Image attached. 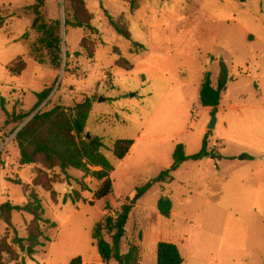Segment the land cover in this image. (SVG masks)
I'll return each mask as SVG.
<instances>
[{
  "label": "rangeland",
  "instance_id": "1",
  "mask_svg": "<svg viewBox=\"0 0 264 264\" xmlns=\"http://www.w3.org/2000/svg\"><path fill=\"white\" fill-rule=\"evenodd\" d=\"M36 3L0 0V204H26L27 187L55 227L46 224L48 241L31 260L16 239L27 237L33 217L13 212L7 224L0 215V264L76 258L105 264L92 233L123 204L132 211L122 252L128 243L139 245L141 264H157L159 242L176 244L183 264H264V0H85L95 30L63 25L60 70L50 65L32 27ZM65 7L66 0H43L41 12L64 24ZM108 15L127 28L129 40ZM206 72L213 86L226 79L215 114L199 100ZM48 88L39 110L91 100L85 131L104 139L115 168L109 197L94 200L101 182L91 175L69 169L65 176L41 161L20 164L10 134L24 124L6 125L2 102L9 114L26 113ZM206 135L208 157L183 163L168 184L154 181L171 167L178 144L194 155ZM121 139L134 144L118 160L111 149ZM38 182H53L55 196ZM74 192L82 197L78 203L70 198ZM161 197L172 201L169 218L158 212Z\"/></svg>",
  "mask_w": 264,
  "mask_h": 264
},
{
  "label": "trees",
  "instance_id": "2",
  "mask_svg": "<svg viewBox=\"0 0 264 264\" xmlns=\"http://www.w3.org/2000/svg\"><path fill=\"white\" fill-rule=\"evenodd\" d=\"M36 2L35 5L30 7L35 14L32 27L40 34L39 44L46 52L50 65L56 70H60L63 64V25L65 28H83L93 31L95 28L91 25V16L86 10L85 0H66L65 21L62 24L60 20H50L42 14L43 0H36ZM108 20L119 35L128 40L130 39V32L121 22L114 21L109 15ZM1 24L2 18L0 17ZM67 57H69V54H67ZM44 61V57L39 58L40 63ZM225 87V78L222 77L218 80L217 86L214 87L211 74L206 72L199 92L201 106L212 109V113L215 114L221 103ZM51 92L52 88H48L37 93L35 106L29 112L18 115L9 114L2 102V109L6 114L5 124H24L17 128L16 132L10 134V136L15 134L13 141H15L19 150L20 164L31 166L41 161L49 170L59 169L65 176L69 169L80 171L86 176L91 175L101 182L94 193V200L109 197L113 193V181L110 175L115 168L104 153V150H107L104 139L99 136L88 139L85 131L92 109L91 100L86 99L68 109L61 105H55L48 110H39V107L49 98ZM32 114L34 115L25 122ZM207 140L208 135L204 138L201 151L194 155H187L184 144H178L173 152L171 167L162 171L154 181L168 184L173 181V173L183 163L208 157ZM133 144V140H117L111 151L118 160H123ZM91 167L100 170L92 171ZM15 184L22 186L21 181H16ZM52 184L53 182H38L36 186H42L46 191L51 192L52 196H55ZM80 184L83 191L88 190L84 182L81 181ZM22 190L27 195V203L22 206L13 205L9 201L0 204V215L7 224L11 222L13 212H23L33 217L32 222L27 226V237L16 239V244L22 252H26L29 259L34 260L38 248L45 246L43 239L48 241L45 236L46 224H50L51 227H55V225L44 219L45 210L38 194L30 191L27 187L22 188ZM70 198L73 203L82 200L81 195L75 192L71 194ZM172 207L173 204L169 198L161 197L158 200L157 209L162 217L169 218ZM109 209L107 203L105 210L108 211ZM131 211L132 205L123 204L121 210L117 211L115 215L108 213L104 220L98 223L93 230L92 238L105 264L111 261H115L117 264H141L139 245L133 242L128 243L127 251L122 252V242L126 237V224ZM156 259L157 264H183L184 262L178 246L171 242L158 243ZM13 261L17 260L14 259ZM21 263L26 264L24 260ZM70 264H82V259L76 258Z\"/></svg>",
  "mask_w": 264,
  "mask_h": 264
},
{
  "label": "water",
  "instance_id": "3",
  "mask_svg": "<svg viewBox=\"0 0 264 264\" xmlns=\"http://www.w3.org/2000/svg\"><path fill=\"white\" fill-rule=\"evenodd\" d=\"M214 120H215V119H214ZM213 127H214V125L210 126V128H213ZM87 136H88V139L91 138L90 134H88ZM136 201H137V200H136ZM136 201H133L132 204L136 203ZM24 253H26V252H24Z\"/></svg>",
  "mask_w": 264,
  "mask_h": 264
},
{
  "label": "crops",
  "instance_id": "4",
  "mask_svg": "<svg viewBox=\"0 0 264 264\" xmlns=\"http://www.w3.org/2000/svg\"><path fill=\"white\" fill-rule=\"evenodd\" d=\"M214 87H216V86H214Z\"/></svg>",
  "mask_w": 264,
  "mask_h": 264
}]
</instances>
